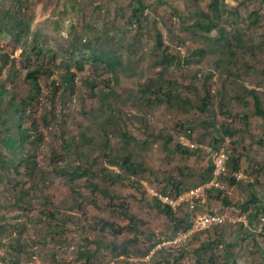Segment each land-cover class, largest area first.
<instances>
[{
	"label": "rangeland",
	"instance_id": "rangeland-1",
	"mask_svg": "<svg viewBox=\"0 0 264 264\" xmlns=\"http://www.w3.org/2000/svg\"><path fill=\"white\" fill-rule=\"evenodd\" d=\"M18 1L1 0L6 10H15ZM22 1L25 3L24 14L33 19L31 30L39 31L40 45L68 52L77 48L84 55H90L94 52L93 48L89 49L84 44L86 40H92L97 50L110 44L131 56V59L126 60L130 61L129 75L119 72L115 92L106 101L97 92L104 88L109 76L101 75L100 69L91 64H87L84 71H78L74 61L70 63L69 70L77 73L75 92L64 93L65 98H62L61 92L56 96L57 100H51V82L59 84L61 73L68 70L65 64L69 60L57 58L56 64L60 67L55 69L56 75L54 78L43 77L40 80L41 93L30 107L37 121L41 120L45 111L47 113L54 110L56 114L63 112L67 121L65 127L61 128L62 131L76 134L77 127L90 125L94 129L100 128L109 120L119 126L118 130L123 129L128 132L129 137L134 136L137 143L147 141V144L132 145L134 155L142 163V170L132 176L134 180L125 178L115 186L108 185L117 198L113 200L97 196L99 208L87 201L82 204V212L77 208L69 209L74 198L73 190L64 179L50 171L51 152L58 141L62 142L59 139L62 131L53 125L48 128L41 125L44 141L33 147L26 145L24 152L37 151L41 172H49L43 175L46 184L36 190L30 178L17 175L14 171L8 178L4 177L7 172L1 167L5 166L2 164L5 161L0 159V177H3L0 180V227H5L4 235L0 236V264H57L54 261L56 255L62 264H84V259L78 258V250L85 238L91 241L88 247L96 250V241L103 245H121L132 237L133 233L129 229L118 236L112 234L111 230L102 232L101 225H97L101 219L121 228H136L138 234H141L137 249L147 248L153 234L157 238H163V241L147 255L138 254L129 258L124 255L118 257L111 249L102 246L95 256V264H156L160 261L161 264H166V258L169 264L174 261L179 264H197L194 249L207 241L211 233L195 232L177 242L164 238L170 233V222L154 209L148 212L146 206L154 204L153 198L159 196L164 187L170 190V186L166 185V178L175 183L181 181L182 188L187 191L199 187L203 177L208 175L210 163L207 155L191 152L188 156L175 149L176 140L180 143L191 141L185 136L189 130L194 133L202 151L205 147L213 146L214 140H219L217 146H224L228 156L240 155V171L247 176L246 182L233 186L230 181L233 172L230 170L231 173H228L222 183L223 188L214 191L215 196L222 191V199H210L207 196L205 206L208 211L214 209L225 216L226 222L238 223L247 221L246 218L254 212V208L264 204V168L260 173L255 172L257 165L264 166V118L256 116L254 99L248 92L255 90L258 93L262 101L260 108L264 111V0H220L226 4L229 13L234 12L231 21L235 20L240 23L239 27L247 30L246 35L242 36L244 51L234 50L236 56L221 54L215 43V35H218L216 31L206 37L199 29L192 27L200 19L202 12L211 13L209 4L212 0H149V11L134 26L129 22L134 8L133 0ZM1 9L0 7V11L5 10ZM256 12L259 14V22L252 26ZM222 26L227 29L226 40L231 41L230 27L226 22ZM26 34L25 38L17 42L18 45L13 43L14 40L0 36V66L6 61L0 83H5L7 89L19 96H27L30 91L29 86L23 82L26 70L22 52L25 48L31 49L36 40L34 32ZM160 41L163 47L159 48ZM126 46H129L127 50ZM165 46L170 53L184 58H189L200 48L207 52L204 57L195 56L188 66L166 70L164 80L178 81L175 91L180 97L172 100L169 105L165 102L149 104L147 99L151 97V90L156 89L154 81L159 76L160 67L155 66L157 55ZM217 61L220 62L219 65L216 64ZM232 64L237 67L232 68L233 74L229 75L227 69ZM13 71L19 73L14 75ZM85 78L89 82H96L94 91L86 84ZM195 87H198L197 91ZM206 91L210 92V101L206 113H201L198 107L206 96ZM238 96L249 104L238 101ZM185 98L189 101L186 102ZM4 100L8 101L9 97ZM25 126L28 127L29 124L26 123ZM227 128L234 131L233 136L225 134ZM1 134L0 128V141L4 137ZM171 136L175 140L168 143L167 138ZM110 137L114 152L112 154H118L123 138L121 135ZM97 143L102 148L92 146L94 152L91 158H97L96 170L118 173L120 168L110 166L108 155H104L107 153L103 150L105 141L100 139ZM0 153L5 154L8 160L14 154L6 150L2 142ZM20 156L24 154L21 152L18 155L17 165L20 163ZM255 179H258L257 183ZM248 182L254 185L251 187ZM23 184H27V190H30L29 204H24L22 208L12 207L18 189H22L18 185ZM85 184L84 180L74 186L91 200L93 197ZM253 196L259 201L247 205ZM224 198L229 204L224 203ZM111 204L118 209L113 211ZM244 205H247L246 211L243 210ZM57 207L62 214L57 217L56 224L59 222L61 228H53V233H49L51 220L48 216L43 217L42 212H49ZM183 208L188 209L192 215L203 211L200 203ZM184 214L183 211L177 216L183 217ZM260 214H264V211H259L258 215ZM225 230L231 241L238 236L240 224ZM147 237L148 241L145 243ZM20 239L24 252L16 251V241ZM9 243H13L14 248H10ZM129 248L132 249V245ZM181 252L183 256L179 260ZM240 264L247 263L242 260Z\"/></svg>",
	"mask_w": 264,
	"mask_h": 264
},
{
	"label": "trees",
	"instance_id": "trees-1",
	"mask_svg": "<svg viewBox=\"0 0 264 264\" xmlns=\"http://www.w3.org/2000/svg\"><path fill=\"white\" fill-rule=\"evenodd\" d=\"M148 2L149 0H133L134 8L131 20L129 21L131 25L133 24L134 26L141 22V17L150 9ZM0 7L2 8L1 10L5 9L1 0ZM16 7L17 8H15V10L5 9L4 11H0V36L12 39L14 40L13 43H17L19 40L25 38L24 35H27L26 33L31 31L34 32L36 40L35 45L31 49L25 48L22 52V59L24 61L23 66L26 70L23 76V82L29 86V94L27 96H19L13 92V90L11 91L7 89L5 83H0V128L2 130L1 135L4 136L0 142L3 143L6 150L14 153L9 158V160L5 154L0 153V159L5 161V163H2L5 166H2L1 168L4 170V172H7V176L4 175V177L8 178V176H10L14 171V173L17 175L30 178V181L34 183L33 186L37 190L40 188V186L46 184V180L43 178V175H47L49 172H41L42 169H40L41 166H39L37 151H34V153L27 151L28 153H25V146H37L38 143L40 144L44 141V131L42 128H40L41 125L44 128H48L49 126L53 125L59 131H62L63 129L61 128L65 127L67 121L63 112L56 114L54 110L47 113L45 111V114L41 120L38 119V121L36 117L33 116L34 113L30 110V107L36 101V96L41 93L40 80L43 77L54 78L56 75L55 69L60 67L56 64L57 58L63 57V59L69 60V62L66 61L65 64L68 70L61 73L60 75V83L56 84L55 81L51 82V84H53L52 93H50L51 100H57L56 96L61 92L62 98H65L66 96L64 93L72 94L76 89L75 83L77 73L69 70L70 63L74 61L77 70L81 72L84 71L87 64H91L92 66L98 67L100 69L101 75L107 74L109 76L107 84H105L104 88H100L97 92L98 96L102 100L106 101L115 92V85L118 82L119 72L129 75L128 71L130 67V61L126 60L127 58L128 60L131 59V56L128 54V52H125L120 48H116L115 45L113 46L110 44L106 45L108 47L104 46L103 48L101 47V49L97 50V47L93 46L92 40H86V43L84 44V46L89 49L93 48L94 52L90 55H84L77 48L70 52L60 49L56 50L46 48L44 45L39 44V31L31 30L33 19L31 17L29 18V16L27 17V15L24 14L25 3L22 0H19ZM209 9L211 13L205 11L202 12L199 15L200 19L195 21L192 24V27L199 29L204 35L206 34V37L210 36L213 31H216L218 35H215L217 37L215 39V43L220 49L218 50L221 52V54L226 53L228 55L231 54V56H234V50L237 52L244 51L242 36L246 35L247 30L239 27L238 25L240 23L236 22L235 20L231 21V18L234 16V12L229 13V11L226 9V4L221 3L220 0H212V2L209 4ZM223 22H226L230 27L229 35L232 37L231 41L229 39L226 40L225 33L227 29L222 26ZM258 22L259 14L256 12L252 21V26L257 25ZM121 33H123V30ZM158 37L160 38V33L158 34ZM97 40L99 39L97 38ZM18 43L16 45H18ZM158 45L159 48L163 47L161 41L158 43ZM128 48L129 46L125 47L126 50ZM206 52V49L200 48L195 50L189 58H184L180 55H174V53H170L169 48L165 46L161 53L157 55L158 60L156 61L155 66H158V68L160 67L159 76L157 81H154L156 84V89L151 90L152 94L151 97L147 99V102L149 104L165 102L169 105L172 100L180 97L175 91L178 81H175L174 79L164 80V74L166 70L172 67L182 68L188 66L195 56H200V58L204 57ZM236 60L240 61V59ZM219 63L220 62L218 61L216 62L218 65ZM4 67H6V61L0 66V75ZM235 67H237V65L232 64L231 67H228V69L226 68L229 75L233 74L232 68ZM16 72L19 73V71ZM16 72L13 71V74L16 75ZM85 79L86 84H88L92 91H94L96 88V82H89L87 78ZM195 89L197 91L198 87H195ZM248 92L253 96L256 116L264 118V111L260 108L262 101L260 100L258 93L255 90H249ZM5 97H9V100L5 101ZM238 99V101H241L246 105L249 104L248 101L241 99L240 96H238ZM185 101L188 102L189 99L185 98ZM209 101L210 92L206 91V96L202 99V103L198 107L201 113H206ZM105 105H109V103H105ZM225 114L228 113L226 112ZM26 123L29 124L28 127L25 126ZM118 127L108 120L106 121L104 127H98L94 129L93 127H90V125H85L84 127H77L76 134L65 133L63 131L62 134H60L61 137H59V139L62 142L58 141L56 143L55 148L51 152L49 165L50 171L52 172L51 174L64 179L73 190L74 198L69 209L77 208L78 210L84 212L82 204L87 201L91 205L98 207V203L96 201L97 196H102L103 198H110L113 200L116 199L117 196L113 195L108 185L110 184L111 186H115L119 183H122L123 179L125 178H128L129 181L131 179L134 180L132 176L134 177V175L142 170V163L139 162L138 157L134 155L132 145L134 143L138 146L142 143L147 144V141H140L137 143V139L134 136L129 137L128 132L123 131V129L118 130ZM225 134L233 136L234 131L227 128L225 130ZM112 135L116 137L121 135L123 138L122 146L117 151L118 154H112L114 153L113 148L111 147L112 139L110 136ZM185 136H187L189 140L199 143L192 131L189 130ZM174 138L172 136L167 138V142L169 143L172 140H175ZM100 139L105 141L103 144V150L107 151V153H104V155H108L110 166H118L120 168V173H116L112 170H99V172L96 170L97 158L93 160L91 159L94 152L92 146L96 145L95 147L99 146L102 148L101 145L97 143V141ZM214 142L215 144L208 148L217 150L221 147H224L222 145L217 146L216 143H219V140H214ZM260 143L262 144V142ZM175 144V149L181 154L190 156L191 152H193L203 153L208 156L210 163L208 175L203 177L202 183L198 186L210 182L214 176L215 168L211 155L207 153L205 149L203 151L200 149V147L197 149H191L188 146L182 145V143H180L178 140H176ZM21 152L24 154V156H20V163L17 165V158ZM240 160V155L237 157L234 155L228 156L226 161V174H223L220 179L222 183L228 176V173H231L230 170L233 172L232 176L230 177V181L233 186L247 181V176H245V174L240 171ZM7 161H9V164H7ZM263 168V165H257L255 172L260 173ZM238 174L245 176L246 180L238 179ZM1 178L3 177H0V180ZM84 180L86 181L85 186L88 187L89 192L93 197L91 200H88L85 197L84 192H81L80 189L75 188L74 186V184H79ZM165 181L167 183L166 185L170 186V190H168L167 187H164V190L159 193L161 196L168 197L170 199H177L181 193L186 191L182 188L181 181L175 183L168 178H166ZM255 181L257 183L258 179H255ZM249 185L252 187L254 184L250 183ZM18 187L22 189H18V195L15 198V202L11 206L22 208L24 204H29V198L31 197V194L30 190H27V184H23L21 186L18 185ZM31 188L34 190L33 187ZM215 190L221 189H209L207 191V196L210 199H222V191H219L215 196ZM257 201H259L258 198L253 196L252 199L246 204L248 205ZM153 202L154 204H152V206H146V210L149 212L154 209L163 214L170 222V233L167 236H163L164 238L174 239L178 233L186 232L191 228V213L188 211V209L183 208L188 207L187 205L180 206L177 211L174 212L169 206L164 205L158 197L154 198ZM224 203L229 204V201L224 198ZM247 205L243 206L244 211H246ZM111 207L113 208V211L118 209L117 206H112V204ZM183 211L185 212L184 216L178 217L177 215L179 213H183ZM259 211H264V204L254 208V212L248 215V218H246L247 225H245V222H239L240 231H238V236L231 241L228 240L225 229L228 227H234L235 225H238V223H231L228 221L223 226L212 228L203 232H198L200 234L211 233V236L207 239V241L194 249L197 264H240L242 260L247 264H264V221H262V219H264V214L258 215ZM42 214L43 217L48 216L51 220V223L49 224L50 227L48 228L49 233H53V228H61L59 222L56 224L57 217L61 216L62 214V212L58 210V207L49 212H42ZM52 221H55V223ZM256 223H258V226ZM99 224L101 225L100 230L102 232L107 233L108 230H111L112 234L118 236L122 234L125 229H129V231L133 233L132 237L123 242L121 245L117 243L103 245V243L101 244L96 241L95 243L98 245L96 250L88 247L91 241L88 238H85L84 243L80 245L78 250V258L84 259V264H95V256L99 248H102V246L111 249L118 257L124 255L125 257L129 258L138 254L147 255L158 243L163 241V238H157V235L153 234L151 239L152 241L150 240L151 243L147 248L137 249V242L141 234H138L136 228H121L116 224L110 223L109 221H105L103 219H101L97 225L99 226ZM132 224H134L133 221ZM4 233L5 227L1 226L0 236L2 237ZM147 241L148 237L145 243ZM0 244H2L1 239ZM16 244H18L16 251L22 252L24 247L21 245V239L16 241ZM8 245L10 248H14L13 243H9ZM129 245H132V249L129 248ZM60 248H63V246ZM182 256L183 253L181 252L178 256V259L180 260ZM54 261L57 264H62L58 255L54 257ZM165 261L166 264H169L167 258ZM17 264L23 263L18 262ZM156 264H161V261L157 262ZM173 264H179V262L174 261Z\"/></svg>",
	"mask_w": 264,
	"mask_h": 264
},
{
	"label": "built area",
	"instance_id": "built-area-1",
	"mask_svg": "<svg viewBox=\"0 0 264 264\" xmlns=\"http://www.w3.org/2000/svg\"><path fill=\"white\" fill-rule=\"evenodd\" d=\"M182 144L184 146L190 147L191 149H197L201 147L192 141H183ZM205 150L211 155L215 167L214 176L210 182L200 185L196 189L187 190L181 193L177 199H170L161 195L157 196L164 205L169 206L174 212L183 205L192 207L195 205V203L201 204V209L203 210L202 213H197L195 215L191 214V228L188 231L183 232V234L178 233L173 239L175 242L180 241L182 238H185L195 232H203L212 228L223 226L227 220L224 215L220 214L214 209H210V211H208L205 203L207 191L209 189L223 188L220 179L223 174H226V161L228 156L226 150L223 147L217 150L205 147ZM237 178L246 180V177L242 174H238ZM262 221H264V219H262ZM245 222L247 221L245 220Z\"/></svg>",
	"mask_w": 264,
	"mask_h": 264
},
{
	"label": "bare ground",
	"instance_id": "bare-ground-1",
	"mask_svg": "<svg viewBox=\"0 0 264 264\" xmlns=\"http://www.w3.org/2000/svg\"><path fill=\"white\" fill-rule=\"evenodd\" d=\"M186 9V8H185ZM228 146V145H227ZM228 149V148H227ZM244 173V172H243ZM154 199V198H153ZM207 205V204H206ZM238 224H239V222H238ZM197 233V232H196Z\"/></svg>",
	"mask_w": 264,
	"mask_h": 264
},
{
	"label": "crops",
	"instance_id": "crops-1",
	"mask_svg": "<svg viewBox=\"0 0 264 264\" xmlns=\"http://www.w3.org/2000/svg\"><path fill=\"white\" fill-rule=\"evenodd\" d=\"M229 217V216H228Z\"/></svg>",
	"mask_w": 264,
	"mask_h": 264
}]
</instances>
